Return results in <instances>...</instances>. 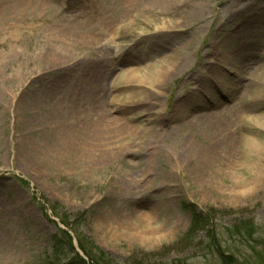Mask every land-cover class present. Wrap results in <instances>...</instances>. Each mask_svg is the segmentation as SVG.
Segmentation results:
<instances>
[{
  "label": "rangeland",
  "instance_id": "obj_1",
  "mask_svg": "<svg viewBox=\"0 0 264 264\" xmlns=\"http://www.w3.org/2000/svg\"><path fill=\"white\" fill-rule=\"evenodd\" d=\"M185 205L264 227V0H0V264H222Z\"/></svg>",
  "mask_w": 264,
  "mask_h": 264
},
{
  "label": "trees",
  "instance_id": "obj_2",
  "mask_svg": "<svg viewBox=\"0 0 264 264\" xmlns=\"http://www.w3.org/2000/svg\"><path fill=\"white\" fill-rule=\"evenodd\" d=\"M183 209L189 211L191 214L189 234L192 235L199 230H204L210 239L208 248L211 249V252L208 251L209 254L211 253L213 256L219 257L222 264H233L234 261H232V259L234 256L230 254L232 251L230 246L223 248L220 245L219 234H222L223 237L227 236L232 239L237 238L245 242V244H248L257 243L260 240L257 235L264 230V227H258L251 220L240 222L228 228H219V224H217L216 220V214L206 211H196L194 206L191 205H185ZM56 217H58L64 225L69 226V216L60 215L56 212ZM60 232L61 235L55 237L53 240V251L54 254L57 255L58 259L60 256H63L67 259V264H88V262L90 264H117L108 254L104 253L88 238L82 236L77 230H74V232L76 234L75 236L78 242V248L83 253L82 255L76 250L71 235L64 230H61ZM174 264L186 263L178 261L174 262Z\"/></svg>",
  "mask_w": 264,
  "mask_h": 264
},
{
  "label": "bare ground",
  "instance_id": "obj_3",
  "mask_svg": "<svg viewBox=\"0 0 264 264\" xmlns=\"http://www.w3.org/2000/svg\"><path fill=\"white\" fill-rule=\"evenodd\" d=\"M153 77H155V78H156L157 76H153ZM252 144H253V141H252ZM256 146H257V145H256ZM256 146H255V147H256ZM229 148H230V145H229Z\"/></svg>",
  "mask_w": 264,
  "mask_h": 264
}]
</instances>
